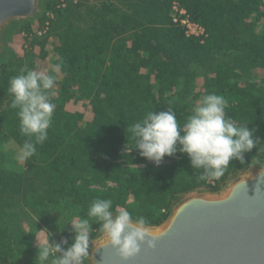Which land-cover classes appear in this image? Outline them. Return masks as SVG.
I'll return each mask as SVG.
<instances>
[{"label":"trees","instance_id":"1","mask_svg":"<svg viewBox=\"0 0 264 264\" xmlns=\"http://www.w3.org/2000/svg\"><path fill=\"white\" fill-rule=\"evenodd\" d=\"M173 2L205 29L203 41L186 37L172 24ZM58 5L46 7L53 13L46 35L34 36L30 24L22 25L29 40L25 56L0 64V128L20 146L27 137L20 134L18 110L9 106V79L24 67L46 72L37 66L38 57L51 66L63 62L54 74L55 110L48 139L36 146L37 153L24 161L22 171L0 166V264H16L14 255L33 249V240L13 212L18 201L34 208L65 202L86 218L92 200L110 198L113 210L123 207L133 219L142 215L146 226H156L179 196L207 186L216 190L222 178L248 169L257 157L253 148L244 154V164L231 161L220 179L198 182L202 170L192 168L187 154L179 151L165 156L166 163H147L134 148L128 128L148 111L167 108L182 126L200 98L210 93L223 97L226 117L237 126L263 125L264 81L258 84L251 76L264 69V0ZM45 20L44 14L40 27ZM94 227L99 229V224Z\"/></svg>","mask_w":264,"mask_h":264},{"label":"clouds","instance_id":"2","mask_svg":"<svg viewBox=\"0 0 264 264\" xmlns=\"http://www.w3.org/2000/svg\"><path fill=\"white\" fill-rule=\"evenodd\" d=\"M63 62L54 64L49 74L43 71L21 68L18 75L8 81L11 96L10 108L17 109L20 134L27 137L17 147L15 158L24 162L37 153V145L48 139L55 110L52 89L56 83L55 73L62 70ZM226 102L221 95L210 93L202 96L181 126L171 108L159 113L148 111L143 119L134 122L128 131L140 155L157 166L165 156L178 151L187 154L192 168L202 170L199 181L218 180L227 171L231 161L245 163L244 154L256 148L259 140L254 138L255 129L248 124L237 126L225 114ZM254 163L264 167L259 159ZM264 182L261 174L257 184ZM92 221L99 224L98 231L106 234L111 246L127 259L138 254L141 246L156 247V237L146 228L144 216L133 219L130 211L117 206L113 210L110 198H96L88 206L86 218L69 223L75 235L67 248L68 240L49 242V236L38 243L36 264H84L89 255Z\"/></svg>","mask_w":264,"mask_h":264},{"label":"water","instance_id":"3","mask_svg":"<svg viewBox=\"0 0 264 264\" xmlns=\"http://www.w3.org/2000/svg\"><path fill=\"white\" fill-rule=\"evenodd\" d=\"M41 0H0V57L11 25L37 16ZM264 167L233 176L220 193L192 191L159 225L146 226L156 247L127 259L106 234L89 246L88 264H264ZM16 264H28L16 262Z\"/></svg>","mask_w":264,"mask_h":264},{"label":"rangeland","instance_id":"4","mask_svg":"<svg viewBox=\"0 0 264 264\" xmlns=\"http://www.w3.org/2000/svg\"><path fill=\"white\" fill-rule=\"evenodd\" d=\"M76 1L77 3L74 4L73 0H65V9L71 4L76 6L80 3V1L86 5H92L96 2V0ZM56 2H59V0H41L37 16L30 20L20 21L10 26L5 37V49L0 57V64L6 63L12 56H25L26 42H29V40H25L24 34L22 33L23 28H21V26L28 23L32 29L39 28V18L45 14L47 5L56 4ZM36 64L37 66L45 69L46 72L50 71L52 68L47 59H42L40 57L36 59ZM251 80L261 84V82L264 81V69L254 70L252 72ZM200 82L201 80L198 79L197 84L199 85ZM78 110L83 111L80 104L78 105ZM254 138L260 141L255 148L257 156L256 159H259L262 163H264V123L260 127L255 128ZM17 147L18 146L7 136L6 132L0 128V166L2 168L9 169L14 172L23 170L24 162H19L15 158ZM168 161L169 159L162 160L161 163H166ZM147 163L155 164L150 160H148ZM246 170H242L238 173ZM235 175L222 178V180L216 185V190H211L207 186L195 191H201L204 193H220L227 187L229 180ZM108 185L111 186V184ZM13 212L17 213L19 216V225L23 228V233L28 238L33 240L32 251L20 253L18 255L16 254L13 257V260L15 262H28V264H36L38 243L43 242L49 235L50 243H59L63 240H68V244L62 245L64 248H67L71 243L72 237L75 235L72 225L69 222L77 218H83L80 216V211L77 207L65 202H62L58 206L34 208L25 205L22 201H18L13 208ZM91 223L93 231L90 238V244H93L100 241L104 234L100 233L98 229L94 227V224L96 223L95 221H92ZM7 264L11 263L8 262ZM84 264H88L87 258L84 260Z\"/></svg>","mask_w":264,"mask_h":264},{"label":"built area","instance_id":"5","mask_svg":"<svg viewBox=\"0 0 264 264\" xmlns=\"http://www.w3.org/2000/svg\"><path fill=\"white\" fill-rule=\"evenodd\" d=\"M73 3L76 4L77 1L73 0ZM65 0H59L58 8H65ZM46 20L44 24L33 29L34 36L43 37L49 30V20L53 19V13L47 11L45 13ZM169 17L173 25L180 27L186 37H195L203 41L206 37L205 29L197 23H194L190 20L189 15L186 10L180 6L179 3L173 2L170 7ZM213 185V182H210Z\"/></svg>","mask_w":264,"mask_h":264}]
</instances>
